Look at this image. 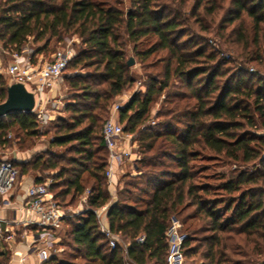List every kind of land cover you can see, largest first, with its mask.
<instances>
[{"label": "trees", "instance_id": "16d2710c", "mask_svg": "<svg viewBox=\"0 0 264 264\" xmlns=\"http://www.w3.org/2000/svg\"><path fill=\"white\" fill-rule=\"evenodd\" d=\"M176 1L132 0L134 9L124 11L109 0H0V42L5 51L21 53L28 48L36 61L52 43L77 35L81 46L67 67L88 68L87 75L67 79L78 90L66 106L71 122L58 118L51 140L61 147L71 144L75 155L67 159L45 152L13 162L14 166L22 175L34 174L36 182L46 181V170L58 169L49 189L65 208L76 198L80 203L87 190L91 208L109 204V229L122 241L111 249L95 213L84 211L64 222L60 241L71 251L53 255L49 264H167L172 217L189 204L210 233L202 239L187 235L182 245L186 260L198 254L202 264H264V134L257 133L264 128V73L261 67L250 70L255 64L264 68V0H193L190 16L197 27L195 23L184 27L185 2L176 6ZM227 26L233 27L224 33ZM198 30L214 32L225 41L234 36V42L242 45L237 58L242 67L230 73L223 85L218 78L225 75L229 60L210 47ZM151 34L157 40L139 49L138 44ZM128 43L142 62L157 53L165 55L159 59L162 69L150 72L146 90L132 95L119 109V121L126 122L129 133L142 127V134L150 139L145 154L161 137L170 140L171 151L160 153L157 147L153 155H141L137 181L126 182L138 193L120 192L111 200L106 178L109 151L100 127L111 101L134 82ZM9 85L0 72V103ZM161 96L166 104L189 98L197 103L195 108L181 106L179 100L164 106L157 113L156 129L146 126ZM15 124L28 135L39 133L34 113L8 114L0 117V147L8 145L7 134ZM196 147L224 154L238 168L217 185L200 183L192 164L200 156ZM161 158L177 169L159 168L165 165ZM62 160H68L70 167ZM85 173L93 179L90 186L84 183Z\"/></svg>", "mask_w": 264, "mask_h": 264}, {"label": "rangeland", "instance_id": "374dc122", "mask_svg": "<svg viewBox=\"0 0 264 264\" xmlns=\"http://www.w3.org/2000/svg\"><path fill=\"white\" fill-rule=\"evenodd\" d=\"M109 1L111 4L121 8L124 11L134 9L132 0H109ZM167 1L168 0H163V3H166ZM180 1L185 2L184 11L186 12V15L184 16V18H186V20H184V23L186 24L184 25V27H186L190 23H195L194 18L190 16V9L193 4V0H177L176 6H178ZM205 20L209 26L211 27L214 26V24L210 23V18H206ZM194 26L197 27L198 24L195 23ZM232 27L233 26H227L226 31H224V33H228ZM198 33L200 34L201 32L199 31ZM213 33L204 31L203 33H201V36L205 38V41L209 43L210 47L219 51L222 57H224L226 60H229V62L225 64V72H226L225 75L221 76V78H218V80L220 81L219 84L223 85V82L230 75V73L234 72L235 69H237V67L238 68L242 67V63L238 61V59H240L242 45H240L238 42H234L235 39L234 36H232L231 39L225 41L224 37H220L219 35ZM186 37L187 36H185L184 38ZM156 40H157V36L151 34L145 37L140 42V44H138V47L139 49H146L150 47ZM63 46H71L74 49V55H75L77 53V49L81 46V40L77 35H70L66 37V39L61 43H56V42L52 43L49 50L42 55L43 60H49L51 53ZM133 47L134 45L131 43H128L126 45L127 60H129L130 58L134 60V64L131 65V70H130V75L134 79V82L130 87L126 88L122 93L117 95L111 101V104L109 105V113L106 116L107 118L104 119V122H102L100 127L101 133H102L103 125L104 123H106V120L108 121L109 119L113 118L114 120L119 121V112H116L117 116L113 117V115L115 114L114 107L116 105L124 106L132 95L137 93H143L146 90V84L149 81L150 72L157 73L162 69L163 62H161L159 59L160 57L165 55V52L157 53L151 56L150 58H148L145 62H142L139 56L136 55V53L133 51ZM5 55H6V59L3 67L8 66L9 63L14 59L13 53H7ZM40 57L41 56H36L35 59L38 60V58ZM151 63L153 64L152 66ZM255 65L252 66V68L250 69L251 71L261 67L262 73H264L263 66H260L258 64L256 66ZM87 69L88 68L85 67L75 68L71 64L67 67L62 78L59 80L58 85L56 86V93H54L51 99V107L53 108L52 110H53L54 119L44 127H39V133L37 135H28L26 132L22 131L18 125L16 124L13 125V127L10 128L7 134V139L9 140L8 145L4 147H0V157L6 155L8 159H14L17 151H29L31 153V158L29 160L45 152L51 153L53 155H65L67 159L75 155V153L71 150L72 147L71 144L61 147L57 145H52L51 140L52 137H54V135L56 134L55 130H56L58 118H62L65 119V121L67 122H71L69 118L71 113L70 111L66 110V106L68 103L72 101L73 99L72 97H74V95L78 90L75 89L73 86H71L70 82L67 79L68 78L75 79V77H77L78 75L80 76L87 75L88 74ZM3 73L8 78V80L10 79V84L13 83L11 82L12 80L10 76L7 75L4 71ZM175 86L177 87L178 85ZM176 87L172 86V89L174 91H178ZM219 92L220 90L214 94L213 96L214 100L216 99ZM178 100L181 106L188 104V106L192 108H195L197 103L194 98H189L185 100L174 99L172 104H166L164 102V96H161L160 98L157 99V102L153 105L151 118L148 121H146L145 125L155 127L156 129V123L159 119L157 118V113L164 106L169 108L173 105V103H175ZM119 122L126 129V134H132L131 135L132 137L129 138L130 140L127 139V144L131 145L132 155L130 159L125 160L123 165H121L120 167V171L117 173V176L115 178V188H113L114 190L111 193L109 192L111 196V200H116L118 198V193L120 192H123L124 195L126 196L130 195V193L131 194L138 193L137 190H135L134 188L127 186L126 182L137 181L136 176L137 174H139V171L137 169V163L138 165L140 164L138 159L141 157V155L144 156L153 155V153L156 152L157 147H160V153H162L163 151H167V152L171 151L170 140L163 139L161 137L158 138V140L155 142V148L151 151H147V153L145 154L144 149L145 146L150 142V139L146 138L145 135L142 134V127L141 128L139 127V131H137V133H129L127 131L126 122H121V121ZM257 133L264 134V128L258 130ZM195 149L198 150L200 156L196 160H194L192 164L194 165L196 171H198L197 178H198V182L200 183L208 182L211 185H217L218 183L223 181L226 177H228L230 172H233L238 168V164L229 157H225L224 154H217L208 149L201 150L200 147L199 148L196 147ZM104 153L105 155H107L106 151L105 152L102 151L101 155H104ZM161 161H163L165 165L158 166L159 168L164 167L170 170L177 169L175 164H172L170 160L161 158ZM61 163H64L66 164L67 167H70L68 166V160L67 161L62 160ZM58 171H59L58 169L46 170L43 173L44 180H46L49 184H51L54 181L53 180L54 175ZM30 178H35V175L30 174ZM83 179L85 181L84 183H86L87 186H90V184L93 181V179L90 178V176H88V173L84 174ZM53 187L54 189H57L56 186ZM216 194L219 193H215L212 195H216ZM77 201L78 199L76 198L74 204L66 207V209L68 210L78 209L80 205L79 202ZM178 213L179 214L174 215L172 218L179 222L181 231L182 233L186 234V237L187 235L194 234L196 239H202L205 235H208L210 233L208 228H204L206 222L202 218L200 217L198 218V216H196L194 212V207L191 206L190 204L187 206H181L179 208ZM65 230H66V226H64V228H62L59 231V234L63 235ZM63 241L69 243L68 238H63ZM120 243L122 244L121 240ZM193 243L197 244L198 241ZM65 249L66 252L68 253L69 251H71L69 247L63 246L61 244V241H59V244L55 246V250L53 251V253H57L59 256H61L60 253ZM202 249L203 246L199 248V252ZM186 262L188 264H202L203 260H201L198 254H196L194 256L193 255L189 256Z\"/></svg>", "mask_w": 264, "mask_h": 264}, {"label": "built area", "instance_id": "2783aa9c", "mask_svg": "<svg viewBox=\"0 0 264 264\" xmlns=\"http://www.w3.org/2000/svg\"><path fill=\"white\" fill-rule=\"evenodd\" d=\"M30 53L31 50L28 48L23 49L21 53L14 52L13 61L6 67L0 65V72L4 71L13 82L23 83L35 94V106L32 113L40 127H44L54 119L51 99L67 65L74 57V49L71 46L58 48L51 53L49 60H43V56H41L38 60L33 61ZM121 107V105H116L115 113ZM131 135L126 134L123 125L113 118L104 125L103 139L109 151L106 178L110 193L114 190L118 169L125 160L131 158V145L127 144V139L132 137ZM19 177L20 172L14 166L13 161L0 158V196L2 197L0 208L17 206L19 218L14 221V224L23 227L22 234L27 237L30 246L35 247L40 264L48 263L51 257L56 254L53 251L59 244V231L64 228L65 220L84 211L90 210L95 213L99 231L109 240L111 249L116 248L120 243L119 235L112 232L106 222L109 204L97 209L91 208L87 204L88 190L81 197L79 208L68 210L54 198L47 181L32 180L23 185L21 200L15 201L12 199V194L17 189ZM16 235L14 226L7 229L4 220L0 217V238L9 241L14 240ZM167 238L169 243L167 264H188L182 246L186 234L182 233L180 224L175 219H172V224L167 231ZM143 241L144 236H139L138 242L142 243ZM21 262L25 264L26 258L23 257Z\"/></svg>", "mask_w": 264, "mask_h": 264}, {"label": "crops", "instance_id": "0c3cea01", "mask_svg": "<svg viewBox=\"0 0 264 264\" xmlns=\"http://www.w3.org/2000/svg\"><path fill=\"white\" fill-rule=\"evenodd\" d=\"M7 53L8 52L2 48L0 42V65H2V67L4 66V62L6 59L5 54ZM42 55L43 54H40L38 56H42ZM1 73H3V71H1ZM8 82L10 83V79L8 80ZM115 116H117L116 113L113 115V117ZM0 158L8 159L6 155L1 156ZM30 158H31V153L29 151H17L14 159H9V160L13 162H25L28 161ZM119 171L120 168L118 169L117 172ZM32 180L35 179L30 178V175L20 174L19 180L17 182V189L12 194V199L15 201L17 200L20 201L21 194L23 192V185L31 182ZM1 199L2 197L0 196V203H1ZM17 210H18L17 206L15 205L0 208V217L4 220L5 227L9 229L10 227L14 226L17 233L16 238L14 240L8 241L0 238V264H22L21 259L23 257L26 258L25 264H40L36 256L35 247L30 246L27 237L22 234L23 227H21V225L14 224V221L19 218V211ZM56 255L58 254L56 253ZM45 264H49V262Z\"/></svg>", "mask_w": 264, "mask_h": 264}, {"label": "water", "instance_id": "95a60500", "mask_svg": "<svg viewBox=\"0 0 264 264\" xmlns=\"http://www.w3.org/2000/svg\"><path fill=\"white\" fill-rule=\"evenodd\" d=\"M134 60L130 58L128 65H133ZM35 106V94L23 83L13 82L9 85L6 99L0 103V117L11 113L32 112Z\"/></svg>", "mask_w": 264, "mask_h": 264}]
</instances>
